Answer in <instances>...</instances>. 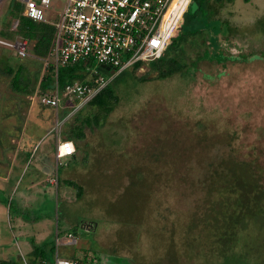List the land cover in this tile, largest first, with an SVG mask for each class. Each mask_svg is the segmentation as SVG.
<instances>
[{
  "label": "rangeland",
  "instance_id": "rangeland-1",
  "mask_svg": "<svg viewBox=\"0 0 264 264\" xmlns=\"http://www.w3.org/2000/svg\"><path fill=\"white\" fill-rule=\"evenodd\" d=\"M11 1L0 0V28ZM50 1L44 16L53 21L64 0ZM216 16L228 26L224 36L218 35L216 53L226 58L223 62L209 58L210 45L192 37L180 50L179 44L165 50V58L182 65L165 78H155L148 65L142 71L126 67L110 74L90 60L91 71L101 75L117 98L104 124L120 123L124 129L135 125L142 144L122 140L119 125H111L110 131L100 129L95 140L93 132L89 147L78 144L76 161L68 166L69 157L55 161L48 178L52 183L39 182L25 203L19 198L26 194L37 159L50 156L54 122L62 116L60 108L55 115L36 101L38 81L46 68L44 57L32 54V42L27 41L22 57L0 44V56H9L13 69L23 66L19 86L26 85L22 91L12 89L11 75L0 62L2 260L32 264V254L22 250L34 241L41 245L43 264H52L55 251L83 264H230L213 262V250H255V264H264V141L258 133L264 127V56L228 57L264 55V0H233L217 8ZM203 50L209 57L197 59ZM86 78L90 79L89 73ZM87 104L68 112L69 124L73 115L90 114ZM62 129L61 122L60 137ZM233 130L239 132L231 134ZM81 147L89 148L82 161ZM203 167H209L210 173ZM214 167L225 172L227 187L232 188L229 194L237 196L219 191L212 179ZM65 180L81 187L80 198L76 186L66 185ZM177 212L182 220L185 214L192 217V225L185 234L179 228L183 234L175 237L169 221L159 218H173L171 213ZM87 224L92 228L84 230ZM164 229L166 236L161 234ZM212 230H216L214 240Z\"/></svg>",
  "mask_w": 264,
  "mask_h": 264
},
{
  "label": "built area",
  "instance_id": "built-area-1",
  "mask_svg": "<svg viewBox=\"0 0 264 264\" xmlns=\"http://www.w3.org/2000/svg\"><path fill=\"white\" fill-rule=\"evenodd\" d=\"M20 1L24 17L50 24L53 28L43 67L47 69L51 65L54 77L57 67L79 60L95 61L113 69V74L135 64L142 69V65L162 56L190 0H64L53 21L44 16L50 0ZM15 25L16 22L13 27ZM26 43L25 39L14 42L0 39L1 45L13 48L20 57L26 55ZM91 73L95 74L93 85L74 81L59 89L53 82L49 89L35 91L36 101L51 108L55 115L64 99L68 102L76 100L78 106L73 109H78L106 84L101 75L94 70ZM60 123L54 122L55 161L74 153L73 143L59 136ZM53 182L56 184L54 179ZM52 264L80 263L59 257L55 252Z\"/></svg>",
  "mask_w": 264,
  "mask_h": 264
},
{
  "label": "trees",
  "instance_id": "trees-1",
  "mask_svg": "<svg viewBox=\"0 0 264 264\" xmlns=\"http://www.w3.org/2000/svg\"><path fill=\"white\" fill-rule=\"evenodd\" d=\"M232 1L233 0H190L185 13L183 14L181 22L178 24V26L176 27L175 31L171 36V40L166 48V52L169 48H174V47L177 48L178 44L180 46L178 50H180L181 45L187 41V37H192L199 40L200 42H205L206 45L207 44L210 45L209 48L210 47L212 48L210 51L212 57H209V55L206 54V50H203L196 55L197 59L207 56L209 58H214L219 62H223V58L224 59L226 58L224 56L222 57L220 53H216V51L218 50L217 48L218 35L222 34V36H224L223 34H225V32L227 31L228 26L226 22L219 20V18H217L216 12H217V8L221 7L226 3H231ZM247 1L248 0H243V2H247ZM4 18L5 19L3 21L2 27L0 28L1 39L11 40L15 36H19L22 39L32 42L31 52L34 56L40 58L46 56L53 34V28L50 24L43 22H33L32 20L24 17L22 15V4L18 0H12L11 2H9L7 13L4 16ZM14 22H16V25L12 29L11 26L13 25ZM166 52L163 53V55L160 58L148 64V68H151L155 71L156 73L155 78L168 77L173 73L180 71L182 67V65L174 61L173 58H165ZM257 54L258 53H252L250 56H245V57L242 54L237 56L230 55L228 57L232 60L234 59L240 60L245 58L247 60L250 59L257 60L264 56L262 54L261 55H257ZM10 59L11 58L9 56H6L4 54H1L0 56V62L4 64V71L6 72V74L11 75L10 87L16 91L19 90L22 91L26 87L25 84L22 85L21 87L19 86V82H21L22 80L23 66L18 64L16 68L13 69V67L9 63ZM180 63L184 65L182 61H180ZM137 66L138 64H135L133 66V69L136 70ZM88 67H90V60L87 61L79 60L73 64H65L63 66L57 67L56 74L53 77L52 66L49 65L48 68L46 69V73L43 74L40 80L38 81L37 90L38 92L47 90L52 86L53 82L57 84V87H59V89H62L63 86L72 83L74 81H78L82 84H88L91 86L93 85L92 81L89 79L87 80L86 78V75L88 73L86 68ZM63 101L64 103L68 102L65 99ZM72 101L73 103H76V100H72ZM87 103H88L87 105L91 107L90 110H88L89 108L87 109V112L90 113L89 114L90 116L85 115L84 117L79 118L78 116L73 115L70 124L66 119H65V123H62L63 124L62 137L60 138L71 141L74 146V153L71 156H69V158L66 160L65 166H68L70 162L76 161L74 154L76 150H79V145H78L79 143H82V145L84 146H88L89 142L91 141V140L88 141L90 134H92L93 132L95 133V135L93 134L94 136L92 137V139L95 140L96 136L99 135L98 131L100 129H105L106 131H108L111 125H113V127L119 125L120 128L123 129L121 133L122 140H126L130 138L135 143L136 142L137 144L139 143V140H137L138 137L137 135L139 134L140 130L135 125L129 124L130 127L124 129L125 126H123L120 123H117L118 125H116L115 123L113 124L110 123L107 125L104 124L105 120L108 117V114L113 110L115 106H117V98L114 94H112L107 84L97 94H95L91 99H89ZM123 122L129 123V120L125 119V121ZM238 132H239L238 130H233L231 131V134L232 133L237 134ZM96 133L98 135H96ZM258 133L259 135H261L259 140L264 141V127H259ZM122 140L119 141V143H123ZM112 144H116V143L112 142ZM112 144H111V148L114 149ZM139 144L141 146L142 143ZM255 147L256 146H253V152L256 151ZM81 149L83 155L80 159L82 161L84 159L83 156L89 154L88 153L89 148L81 147ZM148 150L145 149L144 154L148 157V159H150ZM152 151H151V155L155 160ZM109 155H111L115 160L114 153H110ZM143 159H146L144 155H143ZM206 169H208L210 173L209 167H203V171ZM188 170H185V173H189L192 171V170L191 171ZM213 171L214 173L212 179L214 180V184L218 188H220L219 191L224 193L225 195H231L233 197L237 196V194L234 193L229 194L232 188L227 187V182L225 181V178L223 176V173L225 172L221 170V168L219 167L218 168L214 167ZM65 184L76 186L77 189L76 196H78L77 198H80L81 187L79 185H77L75 182L71 180H65ZM171 215H173V218H168V219L159 218V219L165 220L167 222L169 221L168 222L170 224L169 229H171L170 232L172 235L174 234L175 237L179 233L183 234V231H181V229L179 228H182L184 230V234L185 232H187V230H189V228H191L192 217L190 218L189 215L185 214L183 218L184 220L180 219L181 214L178 212L176 214L171 213ZM150 226L153 227L152 225ZM162 227L163 226H160V228ZM164 231L166 232V230L164 229L161 234L166 236ZM214 232L216 233V230L211 231V238H212L211 240H214L213 238L215 234ZM222 232L224 235L225 232L224 231ZM208 235H209V229H208ZM119 245H121L122 248L124 245V240ZM40 251H41L40 246H34L33 249V252L35 253L34 256L39 255V253H41ZM118 257H122V256L119 255ZM212 257L214 258L213 262L215 263L219 261L223 263L229 262L230 264H238V263L255 264V260L258 258V254L255 253V250H213ZM72 260H76L79 263L81 262L80 264H83V262L80 259L75 258ZM0 264H13V263L0 260Z\"/></svg>",
  "mask_w": 264,
  "mask_h": 264
},
{
  "label": "crops",
  "instance_id": "crops-1",
  "mask_svg": "<svg viewBox=\"0 0 264 264\" xmlns=\"http://www.w3.org/2000/svg\"><path fill=\"white\" fill-rule=\"evenodd\" d=\"M148 65V64H147ZM145 66L146 65H142L141 67H142V69H143V67L145 68ZM129 67H133V66H129ZM138 67H139V65L137 66V68H136V70H138ZM102 68V67H101ZM103 69V68H102ZM142 69H140V70H138V71H142ZM104 70V69H103ZM97 73V72H96ZM87 102H88V100L84 103V105L85 104H87ZM84 105L83 106H80L78 109H80L81 107H84ZM75 107L76 106H78V104H76V105H74ZM70 107H71V104L69 103V102H66V103H64V101H63V103L61 104V107H60V112H61V122L62 123H65V119L67 118V114H68V112H69V109H70ZM51 109V108H50ZM66 109H67V112H66V115H65V111H66ZM37 125V124H36ZM47 147L48 146H46L45 147V151L47 150ZM54 143H53V145H52V150L50 151V154L49 153H45V154H49L50 156H44V158H38L37 160H39L38 162H39V164H37V166L36 167H33L32 168V171H31V176H30V178H29V181H28V183H27V185L25 186V188H24V190H25V193L26 194H23V196L24 197H21V198H19V199H21V200H19V202L20 203H25L27 200H29L30 199V197H29V192H31L33 189L35 190L36 188H37V184L39 183V182H41V183H43V182H45V179H47V182L49 183V184H51V180L50 179H48L50 176L52 177V171H53V168H54V162H55V159H54ZM51 157V158H50ZM18 159H19V162H21V157H17ZM16 158V159H17ZM15 158H14V160H13V162L16 160ZM16 162V161H15ZM54 178V177H53ZM0 179L1 180H5V179H3V178H1L0 177ZM55 183L57 184V180H56V178H55ZM55 185V184H54ZM28 192V193H27ZM17 225H18V223H17ZM91 226V224H87L85 227H84V230H88V229H91L92 227H90ZM19 227V226H18ZM23 238H25V236H23ZM66 239V238H65ZM67 240V239H66ZM65 243V242H64ZM34 246H40L41 247V245H37V244H35V242L34 241H32L31 242V245H30V247L28 248V249H24V250H22L23 252H25V253H31L32 254V259H31V263L32 264H39V263H42L43 264V261H44V253H43V251L41 250L40 252L41 253H39V255H35L34 256V252H33V249H34ZM56 250V249H55ZM56 252V251H55ZM55 252H54V254H55ZM21 254V253H20ZM1 255H3V253H2V250H0V260L2 261V259H1ZM54 256V255H53ZM63 258V257H62ZM3 261H8V262H12L13 263V260H3Z\"/></svg>",
  "mask_w": 264,
  "mask_h": 264
},
{
  "label": "clouds",
  "instance_id": "clouds-1",
  "mask_svg": "<svg viewBox=\"0 0 264 264\" xmlns=\"http://www.w3.org/2000/svg\"><path fill=\"white\" fill-rule=\"evenodd\" d=\"M166 48H167V47H166ZM165 50H166V49H165ZM162 55H163V54H162ZM99 66H100V65H99ZM100 67H101V66H100ZM88 68H90V67H88ZM88 68H86V70L88 71L89 76H90V78H91V79H89V80L92 81V78L95 76V74H92L91 71L88 70ZM112 74H113V72H112ZM105 85H106V84H105ZM105 85H104V86H105ZM104 86H103V87H104ZM69 103L71 104V107H70V110H71V109L74 108V105H76L77 101H76V103H73V101H69ZM43 107H44V106H43ZM73 110H74V109H73ZM74 113H75V112H74ZM54 148H55V147H54Z\"/></svg>",
  "mask_w": 264,
  "mask_h": 264
},
{
  "label": "water",
  "instance_id": "water-1",
  "mask_svg": "<svg viewBox=\"0 0 264 264\" xmlns=\"http://www.w3.org/2000/svg\"><path fill=\"white\" fill-rule=\"evenodd\" d=\"M104 70H106L107 72H109L110 74H112L113 69L108 68L107 66H101Z\"/></svg>",
  "mask_w": 264,
  "mask_h": 264
},
{
  "label": "bare ground",
  "instance_id": "bare-ground-1",
  "mask_svg": "<svg viewBox=\"0 0 264 264\" xmlns=\"http://www.w3.org/2000/svg\"><path fill=\"white\" fill-rule=\"evenodd\" d=\"M91 98H92V97H91ZM91 98H90V99H91Z\"/></svg>",
  "mask_w": 264,
  "mask_h": 264
}]
</instances>
